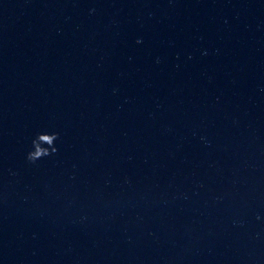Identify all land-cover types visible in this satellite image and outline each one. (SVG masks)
<instances>
[{
    "label": "water",
    "instance_id": "95a60500",
    "mask_svg": "<svg viewBox=\"0 0 264 264\" xmlns=\"http://www.w3.org/2000/svg\"><path fill=\"white\" fill-rule=\"evenodd\" d=\"M239 0H0V99L148 51Z\"/></svg>",
    "mask_w": 264,
    "mask_h": 264
},
{
    "label": "clouds",
    "instance_id": "9594fccd",
    "mask_svg": "<svg viewBox=\"0 0 264 264\" xmlns=\"http://www.w3.org/2000/svg\"><path fill=\"white\" fill-rule=\"evenodd\" d=\"M57 138L56 134L53 135H42L39 139L47 144L51 145L53 141ZM35 143V142H34ZM52 151H55L53 148ZM48 155V150L41 148L38 144L35 145V150L29 153L28 159L30 161H35L36 159L41 158L42 156Z\"/></svg>",
    "mask_w": 264,
    "mask_h": 264
}]
</instances>
